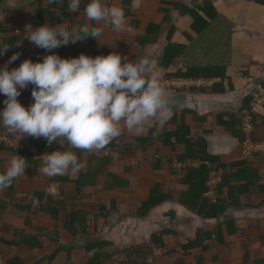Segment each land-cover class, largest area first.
I'll list each match as a JSON object with an SVG mask.
<instances>
[{"label": "crops", "instance_id": "crops-1", "mask_svg": "<svg viewBox=\"0 0 264 264\" xmlns=\"http://www.w3.org/2000/svg\"><path fill=\"white\" fill-rule=\"evenodd\" d=\"M34 1L1 0L0 24L4 28L13 29L14 34L18 28L32 25L31 7ZM168 1L169 5L164 6L168 11L166 14L160 11L161 0H108L110 4L116 3L125 9V29L114 32L110 26H105L101 42L95 38L93 45L85 40L77 41L73 44V49L78 51L92 48L98 55H102L104 49L114 51L125 44V53L129 60L141 56L155 60V68L161 73L163 86L174 94L176 104L171 112L166 115L158 114L142 129L125 130L122 133L123 137H120L119 142L132 141L139 151L121 160L116 157V153H110L113 161L108 164L105 173L98 177L97 186L84 189L85 204L90 208L94 207V210L98 209L93 212L99 215L97 221L87 224L86 232L78 228V234L73 236L47 214L29 216L15 205L3 209L0 213V227L9 233H0V239L14 242V245L6 248L7 258L20 257L28 264H36L42 260L46 261L44 264H88L91 256L99 254L105 259V264H119L127 250L150 245L153 235L170 231L172 235L163 234L160 237L164 246L155 251L154 260L156 264H173L174 254L182 253L181 246H185L201 232L213 229L217 224L214 220H203L187 211L172 198L144 216L138 214L136 207L148 200L156 186L158 194L171 195L176 199L181 195L180 188H176L177 176L171 171L179 170L183 165L172 151L175 150L181 155L184 147L173 143L162 132L174 130L183 123L191 125L195 132L194 140L199 138L206 144L202 149V156L214 157L222 164L240 159L239 139L216 126L219 118L228 121L243 106H250L255 84L264 83V5L248 3L245 0H211L220 18L216 20L224 28L219 30L217 36L211 37L216 40L210 41L205 37L203 41L192 28L193 19L181 9L192 8L193 1L203 0ZM86 2L87 0H82L81 11ZM64 3V10L59 11L62 13L56 17L60 23L66 20L72 27H78L86 22L80 11L69 12L67 0ZM44 23L54 25L48 16L41 17V24ZM154 26H158L155 41L140 46L137 40L145 36L148 27ZM170 29H173L171 35ZM0 37L4 36L0 34ZM24 45L26 58L34 62L48 54L28 39L24 41ZM53 51L58 54L57 49ZM84 52L87 55L90 51ZM11 55L0 56V66L7 64ZM204 71L209 76L202 75ZM176 80L194 82L175 89L164 85L165 81ZM4 99L1 94L0 109L4 107ZM32 101V96L27 97L26 107ZM198 117L204 118L202 123L195 121ZM258 123V136L264 139V120H259ZM153 132H156V136H163V139L150 140L149 137L147 142L136 143L130 136L137 134L144 140ZM28 149L31 154L34 150L39 151L34 144H29ZM101 153L106 155L108 151L104 149ZM15 154L0 149V171L5 169ZM36 160L39 166L35 172L25 171L24 176L14 181L15 197L29 196L34 190H43L49 194V185L53 182L59 185V192L55 197L61 195V186L68 193L73 192L74 184L70 180H75L78 173H66L63 177L69 181H54L55 177H46L39 171L41 159ZM202 163L210 167L207 162ZM154 164L158 167H154ZM186 164L198 167L201 162L195 159L188 160ZM254 165L260 170L264 182V161ZM209 177L210 185L218 178L212 173ZM3 194L4 191H0V201L5 205L9 201ZM205 196L210 198L212 192ZM77 208L81 209L79 206ZM228 215L238 220L239 226L245 232L243 240L232 246L212 248L202 256H199L197 250H189L190 257L186 258L184 264H255L254 259L264 261V247H259L260 237L264 234V194L249 198V201L245 200L240 206L231 208ZM27 219L36 228V232L27 230L25 238L13 241L15 230L27 229ZM29 239L38 240L37 243H41L42 248L35 244L36 240L30 244L31 247L27 246ZM225 240L226 243L231 242L227 236ZM242 242H246L248 250L243 248ZM88 248L93 251L87 252ZM196 257H202L199 263L195 261Z\"/></svg>", "mask_w": 264, "mask_h": 264}, {"label": "clouds", "instance_id": "clouds-1", "mask_svg": "<svg viewBox=\"0 0 264 264\" xmlns=\"http://www.w3.org/2000/svg\"><path fill=\"white\" fill-rule=\"evenodd\" d=\"M63 0H47L48 4ZM82 0H67L69 12L80 11L85 23L72 27L68 22L40 24L25 28L30 43L48 54L33 61L24 59L17 67L9 68L19 59L13 52L7 64L0 66V94L5 99L0 109V127L9 134L44 138L46 144H59L68 150H54L41 155L39 171L46 177L79 173L83 162L75 150L100 152L122 135L125 130L142 129L158 114H169L176 104L174 94L161 82V73L155 60L148 56L129 60L119 52L107 55L61 57L53 50L95 38L101 42L104 27L114 32L125 29V9L108 0H87L81 11ZM57 7L54 12L59 16ZM22 41L16 42V45ZM10 43L0 37V56L10 48ZM32 85L33 101L27 107L18 97L21 90ZM27 160L15 154L0 171V191L13 185L24 176ZM49 194L56 196L59 185H49ZM33 206L39 200L32 198Z\"/></svg>", "mask_w": 264, "mask_h": 264}, {"label": "trees", "instance_id": "trees-1", "mask_svg": "<svg viewBox=\"0 0 264 264\" xmlns=\"http://www.w3.org/2000/svg\"><path fill=\"white\" fill-rule=\"evenodd\" d=\"M1 1V0H0ZM126 1V0H124ZM248 3H256L259 5H264V0H245ZM160 11L167 14V9L164 6L169 5L168 0H161L160 2ZM170 5H172L170 3ZM60 3L56 4H48L47 0H35L32 4V26L36 27L41 24V17L48 16L51 20V23L54 24L60 23V20L56 19L57 14L54 12V9L60 7ZM176 6L174 5V8ZM65 8V3L63 0V7H60L58 11H62ZM182 11L189 15L194 23L192 28L196 30L200 36V39L204 41V38L207 37L208 40L213 41L216 40L219 30H223V27H220L218 20L220 19L211 0H203L202 2L193 1L192 8L181 7ZM62 13V12H59ZM26 28V27H25ZM158 26H154L152 28L148 27L145 36L139 38L137 43L142 46L147 43H152L155 41V37L157 36ZM173 29L169 30L171 35ZM0 34L5 42L10 43L9 50L5 53L7 55H11L13 52H18V46L16 47V42L25 41L27 38H24L22 35L14 34L13 29L4 28L3 25L0 24ZM88 41L90 44H94L93 38L89 37L84 39ZM125 44L118 50H114L115 52H119L121 55L126 56ZM171 49V48H170ZM168 49V50H170ZM58 55L61 57H72L78 56L80 53H84V51H90V56L98 55L97 51L92 48L89 50H78L75 51L73 49V44H69L68 46H63L57 48ZM112 50H102V55H107ZM166 60V58L164 59ZM16 67V62L9 64V68ZM224 71V69H222ZM220 73H223L222 71ZM219 73V74H220ZM204 76H209L207 72L201 73ZM200 74V75H201ZM180 75V74H176ZM192 75V74H185ZM198 75V74H197ZM264 84V83H263ZM32 85H29L27 88L22 89V97L26 102V98L31 95ZM1 95V94H0ZM252 95L250 100V106H243L239 113L236 116H230L228 121H222L220 118L218 120L217 128H220L226 133H230L236 138L239 139L240 142V159L235 162H230L227 164H222L218 162L214 157L211 156H202L201 152L203 147H206L205 142L202 139L197 141L194 140V131L192 130L191 125L182 124L174 128V130L162 132L165 137H168L172 140L173 143L181 144L184 148L183 153L180 155L175 150L172 152L176 155L178 162L181 163L182 168L179 170L171 171V173L176 177V188H180L179 192L181 193L179 199L172 197L171 195L166 194H158L157 186L152 190L151 195L148 200L142 205H137V209L139 210V215H146L152 209L162 204L166 200H177V203L185 208L187 211L195 214L203 220H214L217 224L213 227V229L205 232H201L195 239L187 242L185 246H181L182 253L174 254V263L173 264H184L186 258L189 256V250H197L200 255L207 250L217 247H226L232 246L234 243H238L237 241L243 240L245 236L244 230L239 226L238 220L233 217H229L228 210L231 208H236L240 206L245 200L249 201V198L254 196L264 194V182L261 177V172L258 168H255L254 164L259 161H264V154H256L253 160L247 159L242 155V143L245 140V134L242 130V119L243 113L245 111L252 112ZM246 109V110H245ZM202 117H198L195 119L196 122H203ZM254 119V132L253 139L255 142L264 141L261 137L258 136L257 130L259 129L260 124L259 120H264V116L261 114L253 113ZM194 121V122H195ZM263 123V122H262ZM4 131L3 127H0V133ZM133 141L136 143L147 142L151 139H163V136H156V132L150 134L144 140L137 134L130 135ZM26 138V142L18 145L16 148H4L0 147V149L8 150L14 152L18 155L23 156L27 162L28 167L25 169L26 172H35L37 167L39 166V162L33 157V155L29 152L28 145L34 144L35 147L39 149L41 152L53 151V150H68L69 146L65 142L64 148L62 149L59 144L53 143L51 146L46 144L44 138L36 139L31 136H24ZM123 137V136H120ZM118 137L111 144H109L105 150L108 151L106 155H102L100 152H86L82 150H75L79 159L83 162V169L78 173L77 178L75 180H70L71 183L74 184V190L72 193H68L61 186V195L59 197L52 196L43 190H34L30 193L29 196H21L15 197L13 190V185L4 190V197L9 201L7 204H3L1 201L0 204V213L3 209L7 207H11L13 205L17 206L20 210L24 211V213L31 215L37 214H47L50 216L57 224H61V227L67 231L68 233L76 236L78 234L79 229L81 228L83 232L87 229V224L92 221H97V213L98 209L94 210L91 206H87L85 204V194L84 189L89 187L97 186L98 177L105 173V169L111 161H113V157L110 156V153H116V157L118 159L127 158L135 151H139V149L133 145V142H119L121 139ZM155 137V138H154ZM158 137V138H157ZM154 142V141H153ZM176 145V144H175ZM173 148V147H171ZM141 151V150H140ZM198 160L201 164L198 167H190L186 164L188 160ZM86 162V164H85ZM207 162L210 164V167H206L204 163ZM156 165V166H155ZM154 167H158L157 164H154ZM214 174L218 178H215L214 183L209 184L210 177L209 174ZM54 181L65 182L69 181L67 178L63 176H58L54 178ZM14 184V182H13ZM209 184V185H208ZM212 192V196L207 198L205 194ZM36 197L39 200L38 206H33L32 198ZM22 204V205H21ZM246 205L248 203L246 202ZM81 207L78 209L77 207ZM249 206V205H248ZM94 211V212H93ZM93 219H92V218ZM30 220H26V228L20 229L19 231L15 230L13 233V241L16 239H23L26 237L27 230L35 231L36 228H33L30 225ZM36 232V231H35ZM86 232V231H85ZM0 233L3 235L9 233V231L4 230L0 227ZM5 234V235H6ZM58 234V232H55ZM164 235H172L173 233L170 231H164L160 234H155L152 236L151 244L146 246H139L127 250L124 254V259L120 261L119 264H156L154 260V253L164 246V243L161 241V236ZM226 236L230 238L231 242L226 243ZM36 239L27 240V246L31 247L30 244L35 242ZM38 240H36L35 244ZM14 245V242H9L5 238L0 239V258L3 264H28L26 261L21 259L20 257H6V248ZM38 247L42 248L41 243L36 244ZM243 248L248 250V246L246 242H242ZM259 247H264V234L260 237ZM229 248V247H228ZM87 252H92V248H88ZM202 257H196L195 261L199 263ZM51 261V259H49ZM105 259L99 254H94L89 258L88 264H105ZM248 260V259H247ZM255 264H264V261L261 260H253ZM46 261L42 260L36 264H44ZM192 264V263H191Z\"/></svg>", "mask_w": 264, "mask_h": 264}, {"label": "built area", "instance_id": "built-area-1", "mask_svg": "<svg viewBox=\"0 0 264 264\" xmlns=\"http://www.w3.org/2000/svg\"><path fill=\"white\" fill-rule=\"evenodd\" d=\"M16 35H22L24 38L25 36V28H18L15 31ZM18 52L20 53V57L18 60H16V67L24 60L26 59V53H25V45L24 42L19 44L18 46ZM194 81H186V80H176V81H165L164 85H167L172 88H181L183 86H187L188 84H192ZM252 112L245 111L243 113V119H242V130L243 133L246 135L244 142L242 143L241 149H242V155L243 157L253 160L256 154H264V141L255 142L253 139V132H254V119H253V113L261 114L264 116V84L257 83L254 86V89L252 90ZM18 100L21 104H23L26 107V103L22 97V90L21 94L18 97ZM19 134L12 135L7 132L6 129L2 133H0V146H5L8 148H16L18 145L24 143L26 141L25 137H22L18 139ZM51 152V151H50ZM45 152H39L37 150L33 151V156H35L36 159H41V155ZM0 264H3L0 258Z\"/></svg>", "mask_w": 264, "mask_h": 264}, {"label": "rangeland", "instance_id": "rangeland-1", "mask_svg": "<svg viewBox=\"0 0 264 264\" xmlns=\"http://www.w3.org/2000/svg\"><path fill=\"white\" fill-rule=\"evenodd\" d=\"M214 182V181H213Z\"/></svg>", "mask_w": 264, "mask_h": 264}]
</instances>
